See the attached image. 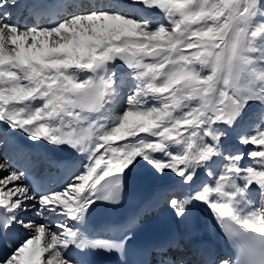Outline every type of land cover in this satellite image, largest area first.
Here are the masks:
<instances>
[{
	"label": "snow or ice",
	"instance_id": "snow-or-ice-1",
	"mask_svg": "<svg viewBox=\"0 0 264 264\" xmlns=\"http://www.w3.org/2000/svg\"><path fill=\"white\" fill-rule=\"evenodd\" d=\"M17 132L79 162L41 176ZM138 169L176 225L203 208L222 238L176 232L140 264H264V0H0V264L125 257L141 215L89 218Z\"/></svg>",
	"mask_w": 264,
	"mask_h": 264
},
{
	"label": "bare ground",
	"instance_id": "bare-ground-1",
	"mask_svg": "<svg viewBox=\"0 0 264 264\" xmlns=\"http://www.w3.org/2000/svg\"><path fill=\"white\" fill-rule=\"evenodd\" d=\"M15 135L19 137V139L24 140L21 144L25 146L27 154L30 155V159H22L20 156H16V159L21 160V162L25 161L28 167L35 168L42 176L56 179L66 172L67 166L79 162V157L74 153L72 159L65 161L64 165H60L58 162L51 159V155L48 150V144L43 142H40L39 144H33L30 140L24 137L22 133L17 132ZM51 166H53L54 169H50ZM134 172L137 175L146 173L152 177L154 182V184L152 185V190L154 194V200L156 202L157 192L161 184L164 183V178L154 176L144 169H138ZM180 227L182 231L190 232L193 230L192 232H196V234H213L220 232L218 228H215V230H213L211 217L204 211L203 208H200L197 211L191 225H189L188 227Z\"/></svg>",
	"mask_w": 264,
	"mask_h": 264
},
{
	"label": "rangeland",
	"instance_id": "rangeland-1",
	"mask_svg": "<svg viewBox=\"0 0 264 264\" xmlns=\"http://www.w3.org/2000/svg\"><path fill=\"white\" fill-rule=\"evenodd\" d=\"M233 144H235V141H233ZM235 146H236V147H241L242 150H246V149H243V147L240 146V145H235ZM245 163H248V161L246 160ZM50 169H54V167L51 166ZM256 201H257V203L260 202L258 197H256ZM30 215H31V213H30ZM37 222H38V221H37Z\"/></svg>",
	"mask_w": 264,
	"mask_h": 264
},
{
	"label": "water",
	"instance_id": "water-1",
	"mask_svg": "<svg viewBox=\"0 0 264 264\" xmlns=\"http://www.w3.org/2000/svg\"><path fill=\"white\" fill-rule=\"evenodd\" d=\"M64 148H67V147H64ZM68 149H69V148H68ZM67 154H68V152H67V153H65V154H64V156H66Z\"/></svg>",
	"mask_w": 264,
	"mask_h": 264
}]
</instances>
